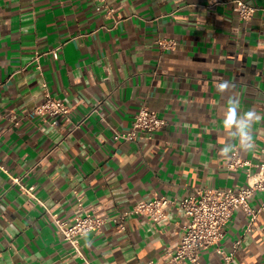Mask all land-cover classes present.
Listing matches in <instances>:
<instances>
[{"label":"crops","instance_id":"1","mask_svg":"<svg viewBox=\"0 0 264 264\" xmlns=\"http://www.w3.org/2000/svg\"><path fill=\"white\" fill-rule=\"evenodd\" d=\"M232 1L108 0L111 15L99 0H0V264H166L189 220L177 205L157 225L140 214L123 229L106 221L82 237V254L51 215L112 219L154 195L247 184L245 168L228 163L234 151L258 160L264 119L251 126L250 149L223 122L230 99L238 116H264V0H246L258 7L248 20ZM158 38L177 45L161 50ZM59 45L56 59L48 51ZM43 81L70 105L68 121L27 116L45 98ZM142 105L167 124L149 140L119 137ZM9 174L34 184V196ZM263 203L258 191L252 204ZM246 224L236 211L222 244L229 251L241 237L231 264H264V209L245 234ZM202 263L223 258L211 248Z\"/></svg>","mask_w":264,"mask_h":264},{"label":"built area","instance_id":"2","mask_svg":"<svg viewBox=\"0 0 264 264\" xmlns=\"http://www.w3.org/2000/svg\"><path fill=\"white\" fill-rule=\"evenodd\" d=\"M102 4L98 7H106L107 12L114 14V8L108 4V0H99ZM238 15L244 20H248L251 15L258 10V7L248 3L246 0H233ZM157 44L161 50L174 49L177 41L171 38H158ZM61 46L50 49L48 52L54 58L59 57ZM41 54L36 55L38 61L37 68L42 71L39 63ZM45 91L44 100L36 105L27 116L30 118H40L50 124H58L59 121H68L70 117V105L61 98L54 96L46 81H43ZM23 117L16 113L11 116L14 124H19ZM76 123L74 128L80 126ZM167 124V119L158 110L148 105H142L134 115L132 125L129 130L118 134L119 137L129 140H149L154 134ZM229 169L237 170L245 168L247 184L235 188H213L202 187L191 192L181 200L172 199L166 195H154L149 199L138 200L133 207L112 219L103 214L85 212L79 214L72 221H67L57 213H53L52 220L57 226L58 232L64 241L69 243L74 252L82 254L81 239L84 235L100 232L104 223L113 220L120 228H125V221L131 214H140L152 221L154 224L161 223L167 216L166 210L169 206H178L188 217V223L184 226L179 245L170 252V258L166 264H203L202 252L213 249L222 256V264H231L235 252L241 243V237L232 243L231 250H226L223 241L226 237V227L228 222L238 210L245 212L247 224L244 233L253 230L259 214L264 209L261 206H254L252 201L258 191L264 192V147L259 152L256 162L240 157L234 151L228 163ZM2 168H4L2 166ZM7 171L6 169H4ZM8 172V171H7ZM12 182L19 185L20 189L34 196L35 185L25 186L24 176L9 174ZM146 264H156L150 261Z\"/></svg>","mask_w":264,"mask_h":264},{"label":"clouds","instance_id":"3","mask_svg":"<svg viewBox=\"0 0 264 264\" xmlns=\"http://www.w3.org/2000/svg\"><path fill=\"white\" fill-rule=\"evenodd\" d=\"M229 88L227 81L219 85V90L223 92ZM229 107L227 109L226 118L223 122L225 128H232L233 126L237 129V134L235 137L240 139V146L242 148L250 149L252 144V137L249 134L251 126L254 122H258L264 119V116L257 114L254 111L244 112L242 115H237V110L239 108V103L235 100H229ZM232 135V134H231ZM234 150V145L232 147H224L221 150L222 155H227L229 152Z\"/></svg>","mask_w":264,"mask_h":264}]
</instances>
